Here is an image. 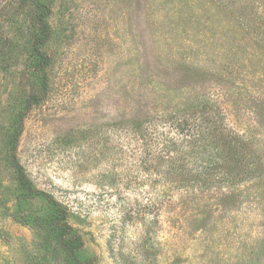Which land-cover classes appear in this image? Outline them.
<instances>
[{"label": "rangeland", "instance_id": "1", "mask_svg": "<svg viewBox=\"0 0 264 264\" xmlns=\"http://www.w3.org/2000/svg\"><path fill=\"white\" fill-rule=\"evenodd\" d=\"M0 264H264V0H0Z\"/></svg>", "mask_w": 264, "mask_h": 264}, {"label": "trees", "instance_id": "2", "mask_svg": "<svg viewBox=\"0 0 264 264\" xmlns=\"http://www.w3.org/2000/svg\"><path fill=\"white\" fill-rule=\"evenodd\" d=\"M41 26H44V25H42V23H41Z\"/></svg>", "mask_w": 264, "mask_h": 264}]
</instances>
